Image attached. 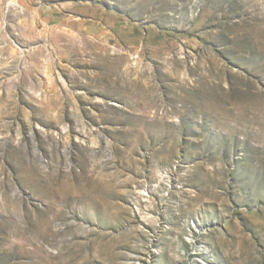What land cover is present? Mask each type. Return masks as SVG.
Instances as JSON below:
<instances>
[{"label":"rangeland","instance_id":"374dc122","mask_svg":"<svg viewBox=\"0 0 264 264\" xmlns=\"http://www.w3.org/2000/svg\"><path fill=\"white\" fill-rule=\"evenodd\" d=\"M0 264H264V0H0Z\"/></svg>","mask_w":264,"mask_h":264}]
</instances>
